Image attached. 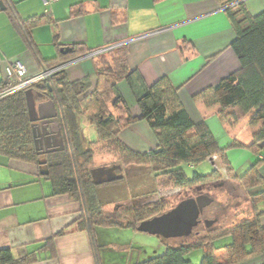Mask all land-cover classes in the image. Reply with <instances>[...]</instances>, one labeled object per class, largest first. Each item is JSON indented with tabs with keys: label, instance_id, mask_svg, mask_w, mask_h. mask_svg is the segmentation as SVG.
<instances>
[{
	"label": "crops",
	"instance_id": "0c3cea01",
	"mask_svg": "<svg viewBox=\"0 0 264 264\" xmlns=\"http://www.w3.org/2000/svg\"><path fill=\"white\" fill-rule=\"evenodd\" d=\"M2 1L5 8L0 9V73L3 68L6 74L7 66L20 62L25 67L22 79L36 77L41 71L50 70L46 68L48 63L59 61L60 55H65L61 49L73 43L92 51L126 44L130 68L137 69L148 85L162 77L168 78L178 89V99L192 123L204 122L220 148L228 147L233 140L250 144L261 127L254 111L241 113L235 107H228L227 111L235 112L237 119L222 123L218 115L220 106L208 108L202 100H194L200 92L214 87L240 68L230 47L235 38L234 29L217 0H57L47 8L42 0ZM244 5L253 16L264 11V0H244ZM10 8L21 20L48 15L51 22L33 27L28 43L20 27L12 21ZM59 67L70 81L88 78L92 86L96 84L94 57L82 56ZM28 89L32 91L34 112L38 117H46L45 127L50 137L49 145L43 144L39 150L56 149L45 151L44 156L64 151L66 134L54 96L49 91ZM117 90L130 115L139 117L140 108L126 81H119ZM108 106L114 115L122 107L115 104V96ZM81 121L90 126L88 129L94 128L95 134L86 137ZM79 123L84 143L94 141L95 127L85 117ZM118 137L138 153H147L158 145L145 120L124 127ZM226 154L232 177L245 174L257 159L239 148ZM42 170L46 169L40 164L0 157V250L9 249L15 259L32 254L37 261L29 264H135L146 260L135 262L130 254L133 241L120 240L122 234L137 236L136 230L97 227L91 236L79 228L83 215L81 202L68 194H55ZM260 172L264 176V167ZM106 188L110 193L116 192L115 186L102 190ZM263 189L264 185L258 190ZM245 199L249 207L240 214L243 217L240 220L252 221V207L247 196ZM258 206L263 208L262 203ZM259 226L264 228V215L259 218ZM61 231L63 234L58 235ZM146 235L162 242L158 236ZM146 235H139L141 239L137 243L142 252ZM50 240L52 244L48 246ZM157 249L162 255L165 243L158 244ZM217 254L225 257L222 251ZM241 264H264V254H254Z\"/></svg>",
	"mask_w": 264,
	"mask_h": 264
},
{
	"label": "trees",
	"instance_id": "16d2710c",
	"mask_svg": "<svg viewBox=\"0 0 264 264\" xmlns=\"http://www.w3.org/2000/svg\"><path fill=\"white\" fill-rule=\"evenodd\" d=\"M217 2L234 29L235 38L230 47L238 58L240 68L214 87L200 92L194 100H202L208 108L220 106L218 115L222 123L237 119L235 112L227 111L228 107H235L241 113L254 111V117L261 120V127L248 145L233 140L228 147L220 148L204 122L192 123L178 99V89L171 85L168 78L162 77L148 85L137 69L130 68L128 49L126 44H122L94 56L97 58L94 86L88 78L70 81L63 68L55 70L46 83L38 84L40 90H50L57 99L67 140L64 151L45 156L40 161L33 143L24 90L3 94L13 84L0 79V157L40 164L46 169L45 179L52 183L55 194H68L81 202L83 215L79 228L87 230L91 236L95 227L136 230L141 221L172 208L166 202L157 200L129 207L119 205L113 210L104 209L99 189L122 182L125 177L112 182L93 181L90 171L98 167L88 163L99 147H108L120 160V164L111 166L120 165L121 169L127 166L149 167L154 178H164L165 184L172 188L195 192L220 178V174L212 166L208 174L194 172L189 177L182 164H196L216 156L230 174L232 167L226 154L228 150L245 149L257 157L245 174L233 177L249 199L254 214L252 221L221 222L218 218L222 214V204L213 201L211 205L216 207L213 213L217 217L213 225L205 227L204 231H195L201 222L190 236L177 238L187 241L176 246L160 238L166 245L164 253L135 264H192L185 255L194 249L202 250L200 264H241L254 254H264V228L259 226V218L264 215V189L258 190L264 185V176L260 172L264 167V11L253 16L247 12L242 0ZM10 14L28 43L33 27L51 22L48 15L21 20L13 8H10ZM69 47L72 52L60 55L59 61H50L46 68L56 69L62 63L94 51L81 47L79 43ZM107 53L110 59L103 56ZM121 80L126 81L136 99L141 111L139 117L130 115L117 90V83ZM112 96H115V104L122 105L117 109V115L108 106ZM82 117L87 118L96 130V139L86 144L79 123ZM138 120L148 122L158 142L157 147L147 153L131 150L118 137L124 127ZM258 203H262V209ZM211 205L205 209V215ZM205 215L200 219H204ZM61 234L63 231L58 233ZM224 237H230L231 242L216 247L214 242ZM47 244L50 246L51 240ZM218 251L224 252L225 257L218 255ZM35 261L37 258L32 254L15 259L9 249L0 250V264H29Z\"/></svg>",
	"mask_w": 264,
	"mask_h": 264
},
{
	"label": "rangeland",
	"instance_id": "374dc122",
	"mask_svg": "<svg viewBox=\"0 0 264 264\" xmlns=\"http://www.w3.org/2000/svg\"><path fill=\"white\" fill-rule=\"evenodd\" d=\"M107 59H110V54H104ZM97 59V58H96ZM105 59V58H104ZM6 78V74H4L3 68L1 69L0 78ZM82 123V132L86 137L90 136V133H94V128H89L90 126L84 125ZM90 129H93L92 132ZM89 132V133H88ZM47 149V148H46ZM231 150V149H230ZM46 151V150H44ZM42 152L38 155L39 160L43 161L45 159L44 154ZM248 151V150H247ZM249 152V151H248ZM250 153V152H249ZM252 154V153H251ZM255 156L254 154H252ZM206 161H201L199 163L193 164L191 167L187 164H182V168L185 170L186 174L190 177L194 172L200 174H208L212 171L214 167L215 170L220 174V178L212 180L208 183L207 186H201L200 189L195 192L193 190H180V192L174 190L172 186L165 184L164 178H154L153 174L150 171L149 167L145 166H127L122 168L121 173L125 177L122 182L117 184H112L115 186L116 192L110 193L106 188L105 191L102 190L105 187L103 186L99 189V197L104 204V209L113 210L116 206L123 205L124 207H129L132 205H139L150 201H164L167 203L168 207L175 206L180 200L197 196L200 194H208L214 199V203H221L223 210L222 214L218 218L221 222H241L240 219H243L240 214H244L245 207H249L248 203L245 204V192L239 185V182L234 179L230 174H228L222 163L218 157L215 156L213 159H209ZM120 160L116 157V154L110 150L108 147L103 146L97 148L96 152L93 154L91 161L88 163L89 166L99 167V166H111L112 164H120ZM213 166V167H212ZM230 175V176H229ZM234 179L236 182L228 180ZM233 183V186H231ZM238 183V184H236ZM101 190V194H100ZM161 190V191H160ZM160 191V192H159ZM143 192V194H142ZM129 197V198H128ZM204 219H214L217 218L214 216L213 211L216 207L211 205V208H208ZM212 211V212H211ZM98 228L95 227L94 230ZM205 226L203 222L195 229V231H204ZM115 231H122L117 228ZM137 236L131 237L130 235H119L121 236V241L126 239L129 241H133V250L130 252L133 260L140 261L143 259L159 256L157 246L163 242H158L157 237L147 236L146 234H141L140 232H136ZM139 235H146L145 239V247L143 248L144 252L138 250L137 243L141 239ZM113 236V235H112ZM143 239V240H144ZM161 241V240H160ZM186 239H170L167 242L176 246L179 243L186 242ZM227 241H231V238L224 237L215 241V245L219 246L225 244ZM219 255V254H218ZM221 257H224L220 254ZM219 256V257H220ZM185 258L191 261L192 264H200V260L202 258V250L194 249L185 255Z\"/></svg>",
	"mask_w": 264,
	"mask_h": 264
},
{
	"label": "water",
	"instance_id": "95a60500",
	"mask_svg": "<svg viewBox=\"0 0 264 264\" xmlns=\"http://www.w3.org/2000/svg\"><path fill=\"white\" fill-rule=\"evenodd\" d=\"M4 8L5 5L3 1L0 0V9ZM70 52H72V48L69 46H65L61 49V53L63 54ZM24 94L26 97L29 120L32 123L33 143L35 150L38 151L39 146L43 144L46 146L49 145L50 137L47 131L48 128L45 127L46 121L44 120L46 117H38V115L34 112L32 91L30 89L25 90ZM59 111L62 117L61 110ZM54 150L56 149L48 150L46 153ZM116 170L120 172L116 173ZM121 170L120 165H113L108 168H94L90 171V173L95 183H103L121 179L123 177ZM41 174L46 175L47 171L42 170ZM213 201V198L207 194H200L195 197L182 199L171 209L141 221L136 226V231L149 235H155L165 240L188 237L201 222H203L206 228H209L216 222V218L204 220L200 219V216L204 213L205 209L209 207Z\"/></svg>",
	"mask_w": 264,
	"mask_h": 264
},
{
	"label": "built area",
	"instance_id": "2783aa9c",
	"mask_svg": "<svg viewBox=\"0 0 264 264\" xmlns=\"http://www.w3.org/2000/svg\"><path fill=\"white\" fill-rule=\"evenodd\" d=\"M55 1H57V0H42L43 5L46 8L49 7ZM242 1H244V0H242ZM112 47L113 46L93 51L92 53H89L87 56L94 57L95 55H97L101 52H104V51H106ZM61 68L62 67H58L56 69H50V70H43L36 77H32L29 79H22V77L25 74V67L20 62H14V63H12L6 67V81L9 83H12L13 85L10 88H8L3 94L11 93V92H14L17 90H24L25 91L28 88L39 89L37 87L38 84L46 83L50 79V77L52 76L54 71L57 69H61ZM36 152L38 153V155L40 153H42L39 150V147H38V151H36ZM259 157H262V156L259 155ZM213 158H215V156H212L210 159H213ZM174 190L180 192L179 189H174Z\"/></svg>",
	"mask_w": 264,
	"mask_h": 264
},
{
	"label": "flooded vegetation",
	"instance_id": "af4514ba",
	"mask_svg": "<svg viewBox=\"0 0 264 264\" xmlns=\"http://www.w3.org/2000/svg\"><path fill=\"white\" fill-rule=\"evenodd\" d=\"M116 173H118V171H116ZM204 215H205V212L201 216H204ZM202 220H204V219H202Z\"/></svg>",
	"mask_w": 264,
	"mask_h": 264
}]
</instances>
